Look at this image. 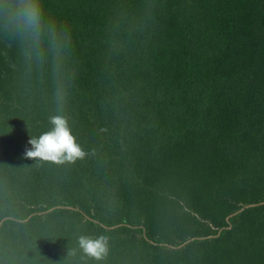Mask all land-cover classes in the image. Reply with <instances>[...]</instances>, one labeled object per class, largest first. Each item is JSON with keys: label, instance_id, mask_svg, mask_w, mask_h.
Returning <instances> with one entry per match:
<instances>
[{"label": "trees", "instance_id": "obj_1", "mask_svg": "<svg viewBox=\"0 0 264 264\" xmlns=\"http://www.w3.org/2000/svg\"><path fill=\"white\" fill-rule=\"evenodd\" d=\"M151 3L114 47L141 0H42L72 36L74 163L26 157L57 105L0 38V264H264V0Z\"/></svg>", "mask_w": 264, "mask_h": 264}, {"label": "clouds", "instance_id": "obj_2", "mask_svg": "<svg viewBox=\"0 0 264 264\" xmlns=\"http://www.w3.org/2000/svg\"><path fill=\"white\" fill-rule=\"evenodd\" d=\"M152 9L151 0H141L135 15L118 13L112 22L113 46L145 26ZM0 38L18 47L29 73H35L41 81L50 78L57 105L58 114L49 117L51 130L29 140L32 148L26 150V157L57 164L84 159L88 153L77 142L63 114L75 80L70 30L46 16L42 0H0ZM78 248L84 256L103 261L109 252V238L81 235ZM75 254L76 249L69 251V255Z\"/></svg>", "mask_w": 264, "mask_h": 264}]
</instances>
